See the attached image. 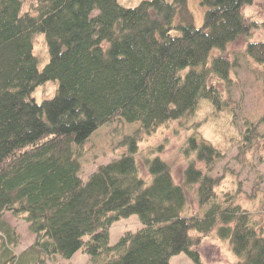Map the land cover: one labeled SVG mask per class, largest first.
Segmentation results:
<instances>
[{
	"label": "trees",
	"instance_id": "1",
	"mask_svg": "<svg viewBox=\"0 0 264 264\" xmlns=\"http://www.w3.org/2000/svg\"><path fill=\"white\" fill-rule=\"evenodd\" d=\"M255 1L201 0L206 11L197 28L188 0H145L135 8L119 0H33L27 10L23 0H0V264H47L79 251L92 264H170L180 254L203 264L197 249L214 231L237 264H264V226L236 193L218 192L220 150L187 138L185 155L194 156L177 184L160 147L140 148L202 100L230 109L240 63L222 52L262 27L243 13ZM40 34L49 53L41 70ZM245 56L264 83V35L248 42ZM48 83L55 94L37 102L33 93ZM119 121L141 127L124 137L118 158L83 180V146ZM244 127L249 145L256 130ZM6 214L36 237L21 254ZM134 215L142 228L110 245L113 224Z\"/></svg>",
	"mask_w": 264,
	"mask_h": 264
},
{
	"label": "rangeland",
	"instance_id": "2",
	"mask_svg": "<svg viewBox=\"0 0 264 264\" xmlns=\"http://www.w3.org/2000/svg\"><path fill=\"white\" fill-rule=\"evenodd\" d=\"M23 1L25 10L30 8L33 2ZM142 1L145 0H119V4L126 8H135ZM188 3L194 17V25L197 28L202 27L206 8L202 6L201 0H188ZM243 13L262 27L228 45L222 52L229 60L238 58L240 63V67L233 73L235 84L229 101L230 109L216 110L209 101L202 100L193 115L181 122H173L160 128L154 135L144 138L140 148L143 154H147L150 150L160 147L162 153L159 155L171 167L175 182L183 184L189 158L194 156L185 155L186 140L193 135L204 138L225 156L213 174L222 177L218 192L222 195L236 193L237 203L244 210L250 211L260 226H264V83L252 73L245 56L248 42L260 41L263 38L264 0H257L245 7ZM35 55L41 70L49 61L44 35L35 37ZM55 92L56 86L48 83L39 87L32 97L41 102L53 97ZM244 122L250 123L256 130L249 145L243 141ZM140 127L138 123L119 121L113 126L96 131L83 146L84 155L80 159L82 179H88L99 166L118 158L123 153L120 144L124 137L134 135ZM141 175L145 179L148 177L143 169ZM194 197L193 194H188L190 206L195 211ZM6 220L19 235L15 252H25L34 244L35 235L25 221L10 214H6ZM141 228V221L136 215L114 223L110 229V245H116L126 233H135ZM197 251L203 264H237L230 245L221 241L216 231L203 239ZM47 264H92V261L87 254L79 251L69 260L56 258L47 260ZM170 264L195 263L187 255L180 254L173 257Z\"/></svg>",
	"mask_w": 264,
	"mask_h": 264
}]
</instances>
